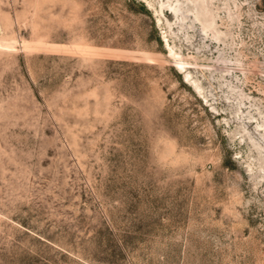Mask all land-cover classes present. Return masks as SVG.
I'll list each match as a JSON object with an SVG mask.
<instances>
[{
    "label": "rangeland",
    "instance_id": "374dc122",
    "mask_svg": "<svg viewBox=\"0 0 264 264\" xmlns=\"http://www.w3.org/2000/svg\"><path fill=\"white\" fill-rule=\"evenodd\" d=\"M0 264H264V0H0Z\"/></svg>",
    "mask_w": 264,
    "mask_h": 264
}]
</instances>
